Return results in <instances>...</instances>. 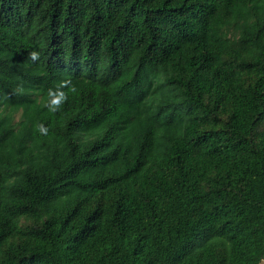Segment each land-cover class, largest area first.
I'll return each mask as SVG.
<instances>
[{
    "label": "trees",
    "instance_id": "obj_1",
    "mask_svg": "<svg viewBox=\"0 0 264 264\" xmlns=\"http://www.w3.org/2000/svg\"><path fill=\"white\" fill-rule=\"evenodd\" d=\"M264 0H0V264H260Z\"/></svg>",
    "mask_w": 264,
    "mask_h": 264
},
{
    "label": "water",
    "instance_id": "obj_2",
    "mask_svg": "<svg viewBox=\"0 0 264 264\" xmlns=\"http://www.w3.org/2000/svg\"><path fill=\"white\" fill-rule=\"evenodd\" d=\"M260 264H264V260L263 261H261V263Z\"/></svg>",
    "mask_w": 264,
    "mask_h": 264
}]
</instances>
